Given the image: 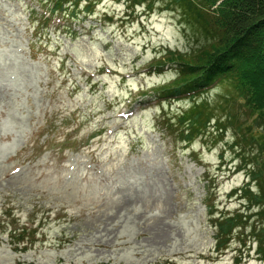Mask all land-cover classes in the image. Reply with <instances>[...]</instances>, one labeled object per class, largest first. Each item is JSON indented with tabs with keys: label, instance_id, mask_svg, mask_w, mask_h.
Here are the masks:
<instances>
[{
	"label": "rangeland",
	"instance_id": "374dc122",
	"mask_svg": "<svg viewBox=\"0 0 264 264\" xmlns=\"http://www.w3.org/2000/svg\"><path fill=\"white\" fill-rule=\"evenodd\" d=\"M68 1L76 19L0 0V264H264V202L243 195L264 193L259 122L214 84L210 129L183 143L196 93H155L178 75L150 66L162 50L210 37L165 1ZM226 215L245 218L224 237Z\"/></svg>",
	"mask_w": 264,
	"mask_h": 264
},
{
	"label": "trees",
	"instance_id": "16d2710c",
	"mask_svg": "<svg viewBox=\"0 0 264 264\" xmlns=\"http://www.w3.org/2000/svg\"><path fill=\"white\" fill-rule=\"evenodd\" d=\"M81 1L90 3V0ZM128 1L133 6H145L147 11H151L156 1H165L166 6L178 9L184 24L210 37L208 43L192 52L162 50L165 53L150 64L155 70L169 66H176L178 70L174 80L156 89L155 93L160 98L177 97L185 92L196 93L195 96H191V99L195 97L191 104L176 115V123L181 125L180 135L183 143L192 141L195 134L197 136L210 129L213 108L206 98L201 99L199 95L214 84H223L227 87L225 102L237 100L249 111L254 120L259 122L260 133L264 135V0ZM39 2L43 7L48 6V12L52 15L77 18L78 14L69 13L68 0ZM76 6L77 4L73 8ZM234 116L235 113H228L227 120L231 124L235 122ZM218 120L217 126L223 125ZM240 129L237 126V130ZM251 177L259 178L254 172ZM243 195L249 196L256 205L264 202V193L253 194L248 185L244 187ZM252 211L250 208L246 210L250 214ZM253 212L255 214L257 211ZM257 213L260 215L262 210ZM242 218L245 217L226 215L215 220L218 223V230L225 237L236 226L239 227ZM255 233L259 242L258 253L264 254V226L259 232L252 231V235ZM220 245L221 242H218V246Z\"/></svg>",
	"mask_w": 264,
	"mask_h": 264
},
{
	"label": "bare ground",
	"instance_id": "6f19581e",
	"mask_svg": "<svg viewBox=\"0 0 264 264\" xmlns=\"http://www.w3.org/2000/svg\"><path fill=\"white\" fill-rule=\"evenodd\" d=\"M165 229L160 232V234L158 233L154 239V243L156 244H160L161 241L165 238L166 234H165Z\"/></svg>",
	"mask_w": 264,
	"mask_h": 264
},
{
	"label": "clouds",
	"instance_id": "9594fccd",
	"mask_svg": "<svg viewBox=\"0 0 264 264\" xmlns=\"http://www.w3.org/2000/svg\"><path fill=\"white\" fill-rule=\"evenodd\" d=\"M3 151H4V149L2 147H0V152H3ZM5 158H7V157H5Z\"/></svg>",
	"mask_w": 264,
	"mask_h": 264
}]
</instances>
